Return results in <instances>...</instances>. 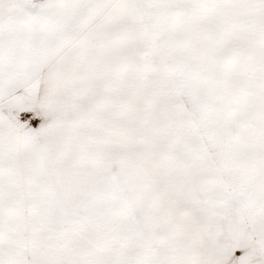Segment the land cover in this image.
<instances>
[{"label": "snow or ice", "instance_id": "6c2138e0", "mask_svg": "<svg viewBox=\"0 0 264 264\" xmlns=\"http://www.w3.org/2000/svg\"><path fill=\"white\" fill-rule=\"evenodd\" d=\"M0 264H264V0H0Z\"/></svg>", "mask_w": 264, "mask_h": 264}]
</instances>
